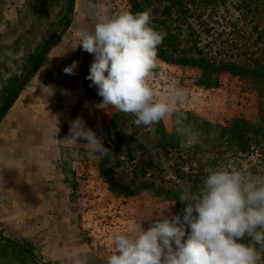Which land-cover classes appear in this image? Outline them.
I'll return each instance as SVG.
<instances>
[{"label":"rangeland","instance_id":"obj_1","mask_svg":"<svg viewBox=\"0 0 264 264\" xmlns=\"http://www.w3.org/2000/svg\"><path fill=\"white\" fill-rule=\"evenodd\" d=\"M139 1L155 28L175 37L176 55L264 64V0ZM64 7L63 0H0V97L12 78L25 72L28 55L56 30ZM123 12H130L129 0H75L72 24L50 51H58L57 58L69 63L55 59L36 81L35 75L0 124V241L7 237L25 244L41 264H74L76 258L103 264L114 233L144 219L147 229L149 220L163 211L165 216L177 214L175 199L164 191H197L209 167L264 175L260 137L241 152L236 142L216 140L199 130L201 143H181L171 150L157 124L154 131L135 128L129 114L119 126L131 143L129 155L108 158L118 183L110 187L101 174L104 158L74 145L68 136L70 121L80 118L105 146L99 128L111 123L116 110L94 107L102 97L86 79L93 55L77 47L78 31H91L99 17ZM6 51L13 55L6 56ZM76 59V74H65L63 69ZM201 75L198 67L158 58L149 83L156 98L165 99L170 82H178L187 92L180 109L207 121L229 125L235 119H257L262 97L253 82L221 72L216 86L204 88L198 83ZM163 124L172 130V118ZM6 253L0 246V264H21Z\"/></svg>","mask_w":264,"mask_h":264},{"label":"clouds","instance_id":"obj_2","mask_svg":"<svg viewBox=\"0 0 264 264\" xmlns=\"http://www.w3.org/2000/svg\"><path fill=\"white\" fill-rule=\"evenodd\" d=\"M166 35L152 24L149 11L123 12L99 17L91 31L79 30L77 47L93 55L86 79L102 97L96 109L130 114L135 128L152 131L170 117L182 145L194 147L201 143V133L180 111L186 89L170 82L166 98L158 99L149 83ZM78 64L73 61L63 72L75 75ZM68 138L101 159L111 155L101 137L80 118L70 121ZM205 171L197 191H180L182 215L165 216L163 211L149 220L147 229L142 226L144 219L114 233L111 251L101 257L103 264H264V175L225 166ZM74 264L85 260L76 258Z\"/></svg>","mask_w":264,"mask_h":264},{"label":"trees","instance_id":"obj_3","mask_svg":"<svg viewBox=\"0 0 264 264\" xmlns=\"http://www.w3.org/2000/svg\"><path fill=\"white\" fill-rule=\"evenodd\" d=\"M63 1L65 6L64 12L56 23V30L45 36L37 50L28 55V65L25 67V72L22 75L14 76L8 86L3 90L0 97V124L18 100L22 91L42 67L50 51L61 41L70 28L73 21L75 0ZM129 2L130 12L135 14L146 11V5H142L139 0H129ZM174 51H177L175 37L166 35L163 43L158 47V58L168 63L198 67L202 71L201 78L198 81L199 86L204 88L216 86L218 84V75L221 72H230L253 82L262 97L258 117L255 121L241 118L235 119L229 125H222L207 121L190 111L180 109V111L187 115L189 123L193 124L201 132L213 135L216 140H224L225 138V142H236L241 147V152H246L252 147V140L254 138L260 137L264 139V64L256 63L254 65L242 66L235 63H218L205 56H188L182 52L176 55ZM125 115L124 113L115 111L111 123L99 128V133L105 140V147L111 153L109 157H104V160L101 162V174L112 189H115L118 183L111 167L108 166V158L124 153L129 155V147L131 144L128 137L119 128L121 120ZM157 132L160 134L163 144L166 147L171 150L180 147L181 138L175 134L173 126L172 130L168 131L162 120L157 124ZM164 192L167 196L175 199L177 214L182 215L185 205L178 200L180 191ZM243 242L248 243L249 240L245 238ZM0 246L7 252V256L14 257L18 263L41 264L32 249L25 244L7 237H2Z\"/></svg>","mask_w":264,"mask_h":264},{"label":"crops","instance_id":"obj_4","mask_svg":"<svg viewBox=\"0 0 264 264\" xmlns=\"http://www.w3.org/2000/svg\"><path fill=\"white\" fill-rule=\"evenodd\" d=\"M58 54H59V52L55 50V51H53V53H50L48 55V57L46 58L44 64L39 69L38 73L36 74L37 76L34 78V81H36V78L46 71V69L48 68V65L50 64V62L55 61V59L59 60V64H62V65H66L67 63H69L68 59H66L65 57H61V58L59 57V59H58L57 58ZM77 59H76V61H77ZM98 100H100V98ZM87 101H85L84 103H86ZM79 117H80V114H79Z\"/></svg>","mask_w":264,"mask_h":264}]
</instances>
